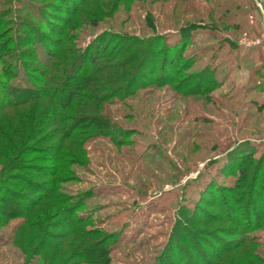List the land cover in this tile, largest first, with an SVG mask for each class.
Here are the masks:
<instances>
[{
    "label": "rangeland",
    "instance_id": "obj_1",
    "mask_svg": "<svg viewBox=\"0 0 264 264\" xmlns=\"http://www.w3.org/2000/svg\"><path fill=\"white\" fill-rule=\"evenodd\" d=\"M56 3L0 0V86L41 90L34 79L43 64L62 62L46 57L41 39L40 63L20 57L35 35L30 45L17 44L25 23L47 35V15L67 17ZM70 19L68 51L94 49L101 39L109 49L147 41L157 69L167 63L175 72L168 83L158 72L141 78L130 96L104 94L95 113L109 128L84 124L64 141L60 125L39 127L24 143L33 150L23 163L49 166L42 152L63 140L54 188L0 154V189L15 193L21 207L36 198L32 187L54 197L22 218L0 213V264H264V0H87ZM2 94L0 104L10 99ZM76 94L77 103L91 95ZM49 103L13 111L30 123L31 108ZM72 105L61 109L64 117L82 114ZM6 126L0 123V139ZM250 159L238 188V169ZM189 215L191 230L178 225ZM179 227L193 233L186 245L176 239Z\"/></svg>",
    "mask_w": 264,
    "mask_h": 264
},
{
    "label": "trees",
    "instance_id": "obj_2",
    "mask_svg": "<svg viewBox=\"0 0 264 264\" xmlns=\"http://www.w3.org/2000/svg\"><path fill=\"white\" fill-rule=\"evenodd\" d=\"M55 1L57 2L56 6L54 5V8H56L55 12L63 13L67 15V17L63 16L64 18H61L50 14L47 15V19H43V22L45 23L49 32L47 35L39 33L37 29H33L29 23H25L26 32L22 31L17 35L19 39L17 44L28 46L31 44V42H33L28 36L35 35L37 42H34L32 49L29 51L23 50L20 57L40 63V59L38 57V40L41 39L42 41L48 43V47H46L44 51L46 57L49 60L55 58L60 59L62 62L57 65L55 64L54 66L43 64L47 70L39 71V78L34 79L35 82H37L36 84L42 86L40 87L41 90L32 91V88H27L18 93L16 91H10L9 87L0 86V93H3V97L10 96V99L0 104V123L3 122L6 124L8 130L11 129L8 131V134L3 135L0 139L3 140L0 147L2 152L0 154L2 157H6L8 164L12 163V166H16L21 170H30L31 173L29 174H33L41 180H45V182L42 184L45 188L49 189L54 188V185L57 182L56 173L59 169L57 162H60L61 156L66 152L62 141H69V139L71 140L72 136L70 133L75 130H80L84 124L87 127L91 126L95 127L96 129H102L106 127L109 128L104 120H102L101 117L95 113L97 110H99L101 103L104 101V94L116 97L121 95L119 93H122L123 95L130 96L131 92L138 88V83L143 82L139 81L141 78L142 80H149L151 76L154 77L155 73L158 72L161 77V82L163 81L168 83L170 82L171 78L168 77V74H171V72L173 74L175 72V70L166 62V65H162V67L157 69V59H155L156 54L152 55V52L150 51L151 42L147 41H138L135 43L129 41L121 42V44H117L109 49V45L102 44L101 42H104V40L101 39L99 40L98 44L95 45L94 49L88 48L76 54H74V52L68 51L65 49L64 45L66 42V34L64 35L65 29L70 23V18L77 14L79 7L82 6L87 0H74L73 2L71 0ZM70 1L71 4L69 5ZM48 17H51L57 22L54 23V20L50 21V18ZM37 19H40L38 22H42L41 16L39 18L37 17ZM93 24L95 23L93 22ZM140 47L143 48L141 49V52L138 49ZM174 49L172 52H174ZM129 53L134 57L128 58L127 54ZM165 54H167V49L164 50V56ZM60 55H70L72 57L70 59L66 58L63 60V57H60ZM41 80H43V84L40 82ZM78 90L86 91L91 95L85 98L86 101L77 103L75 98L79 97V95L76 94ZM43 99H48L51 104L49 103L43 107V110L40 112H36L33 108H31L30 123L25 122L23 119L24 116L21 113L22 111L20 113L13 111L18 107L21 108L32 103L36 104V102ZM73 102L80 106V112H82V114L77 115L75 119H69V116L64 117L60 112L61 109L74 106L72 105ZM21 110L23 109L21 108ZM3 112L9 113L3 117ZM43 113L44 116L42 115ZM50 123L53 125L55 123L60 125V132L62 135L69 134L68 136L64 137L62 141H55V144L52 143L49 149L46 148L42 152L43 157L41 162H43V164L50 163V165L32 166L24 164L23 157L33 150L27 145H24V143L31 140V136L36 130H38L39 127L51 126ZM8 125H10V129ZM21 132H23L24 135L22 138L18 137L17 141H15L17 134ZM14 143H18V145ZM7 150H9V152L6 153ZM250 162L251 159L248 162V166L238 169V173L240 175V183L237 184L238 188L243 187L245 184V179L251 165ZM32 190L33 194H37V196L34 199L28 198L29 205L27 207L20 206V204L15 200L18 198L15 193H7L6 189L1 190L4 192V196L0 197V213L4 216H18L22 218L28 215L29 212L37 206L40 200L54 199V197L50 195L51 193L46 195L44 194L45 191L40 188L38 189L36 187H32ZM58 202H56L57 205L62 204ZM260 202L261 201L259 199L258 206L261 204ZM219 205L223 207V210H227L230 207L228 203H224L222 201ZM258 208L259 207H257V209ZM196 221L200 220L196 219ZM193 222H195V217L191 218L190 216L188 219H183V221L179 222L178 225L181 224L182 227L185 226L188 227V230H191L194 225ZM183 230L184 229L181 227L177 229L176 239L179 243L186 245L190 241L189 238H192L191 234L193 233L188 230L187 232ZM174 250L180 255V250L178 251L175 248ZM181 255L185 254L181 253ZM217 255L215 254V257ZM183 259L184 258L180 256L178 260L183 261ZM238 260L241 261L243 258H239ZM242 264H249V262L245 258Z\"/></svg>",
    "mask_w": 264,
    "mask_h": 264
},
{
    "label": "water",
    "instance_id": "obj_3",
    "mask_svg": "<svg viewBox=\"0 0 264 264\" xmlns=\"http://www.w3.org/2000/svg\"><path fill=\"white\" fill-rule=\"evenodd\" d=\"M258 3L261 5V3L258 1Z\"/></svg>",
    "mask_w": 264,
    "mask_h": 264
}]
</instances>
